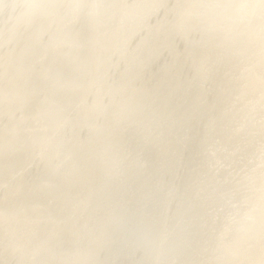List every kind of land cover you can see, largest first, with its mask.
Segmentation results:
<instances>
[{"label": "bare ground", "instance_id": "bare-ground-1", "mask_svg": "<svg viewBox=\"0 0 264 264\" xmlns=\"http://www.w3.org/2000/svg\"><path fill=\"white\" fill-rule=\"evenodd\" d=\"M31 2L3 0L0 5V240L11 237L36 259L53 260L83 255L101 234L115 239L128 230L165 224L168 202L149 190V177L107 176L90 118L93 109L100 110L105 90L79 87L74 79L90 64H99L113 78L130 69L176 86L166 105L146 103L138 123L119 134L126 147L153 157L151 137L142 139V130L145 136L154 130L170 138L173 110L196 117L194 134L207 132L220 170L206 166L199 177L200 195L190 211L193 239L202 238L221 194L236 205L252 195L244 175L259 163L258 43L233 37L222 46H201L200 59L210 71L193 81L187 62L191 46L181 37L166 38L164 10L123 7L153 0H103L110 7L103 34L94 40L83 14L68 30L49 27L24 7ZM83 44L88 57L79 48ZM69 100L79 112L71 131L54 138L43 156H34L30 139L51 135L44 130L46 122L36 123L37 113ZM248 114L255 119L244 134L235 135V122ZM250 258L258 260V251Z\"/></svg>", "mask_w": 264, "mask_h": 264}, {"label": "clouds", "instance_id": "clouds-1", "mask_svg": "<svg viewBox=\"0 0 264 264\" xmlns=\"http://www.w3.org/2000/svg\"><path fill=\"white\" fill-rule=\"evenodd\" d=\"M3 0H0V5ZM49 27L68 30L83 14L98 38L105 28L106 9L103 0H33L24 5ZM125 8L152 7L163 9L166 17V38L181 37L191 46L187 62L193 70V81L206 75L210 68L200 59V47L213 42L222 46L233 37H243L258 43L260 55V94L258 100L261 142L259 163L244 179L252 195L240 204H231L220 196V206L209 212L203 236L192 237L190 211L199 198V177L206 166L219 172L220 159L208 146L207 132L194 134L191 112L173 110L174 129L170 138L153 131L142 130V139L151 137L155 155L145 158L142 152L126 147L119 134L133 123L146 103L167 104L175 94L170 81L145 79L142 73L125 69L119 78L102 71L99 64H90L87 71L77 73L79 87L104 89L102 106L93 109L92 131L100 147V159L109 179H119L125 173L150 178L149 190L162 194L170 214L162 227H138L119 237L101 234L83 255L73 258L39 260L24 251L11 237L0 240V264H264V0H153L143 5ZM85 57L87 44L79 46ZM53 89L59 90L53 83ZM79 118L71 101L37 113V124L45 123L51 135L31 138L29 150L41 157L51 148L56 137H63ZM203 119V114L200 115ZM255 119L248 114L236 121L237 136L247 131ZM258 251L259 259L250 258Z\"/></svg>", "mask_w": 264, "mask_h": 264}]
</instances>
